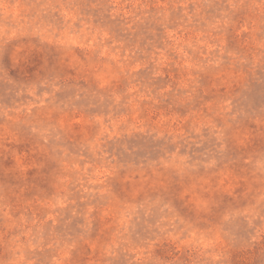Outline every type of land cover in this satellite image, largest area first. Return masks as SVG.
I'll return each instance as SVG.
<instances>
[{"label": "rangeland", "instance_id": "374dc122", "mask_svg": "<svg viewBox=\"0 0 264 264\" xmlns=\"http://www.w3.org/2000/svg\"><path fill=\"white\" fill-rule=\"evenodd\" d=\"M0 264H264V0H0Z\"/></svg>", "mask_w": 264, "mask_h": 264}]
</instances>
